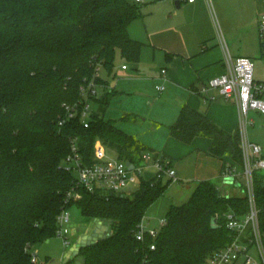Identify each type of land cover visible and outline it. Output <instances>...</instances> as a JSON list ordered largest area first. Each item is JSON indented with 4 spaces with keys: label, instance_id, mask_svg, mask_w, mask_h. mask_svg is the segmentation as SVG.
I'll return each instance as SVG.
<instances>
[{
    "label": "trees",
    "instance_id": "1",
    "mask_svg": "<svg viewBox=\"0 0 264 264\" xmlns=\"http://www.w3.org/2000/svg\"><path fill=\"white\" fill-rule=\"evenodd\" d=\"M143 4L0 0V264H42L32 260L33 247L58 235V216L72 205L86 221H112L110 237L81 249L85 264H205L235 239L226 213H247L248 197L220 195L209 180L199 181L186 202L171 206L155 249L150 238L140 242L135 232L172 180L142 178L130 194L78 187L81 195L66 203L77 185L75 174L63 165L73 138L87 163L95 161L97 140L126 161L141 158L139 139L105 117L117 90L106 88L101 70L111 74L118 55L129 63L140 61L144 43L130 35L129 26L144 16ZM91 80L106 89L90 97L89 126L81 113L61 123L64 104L79 102L81 87ZM170 130L185 142L207 135L212 155L243 162L241 130L229 133L188 105ZM255 194L264 230L263 176L256 175Z\"/></svg>",
    "mask_w": 264,
    "mask_h": 264
},
{
    "label": "crops",
    "instance_id": "2",
    "mask_svg": "<svg viewBox=\"0 0 264 264\" xmlns=\"http://www.w3.org/2000/svg\"><path fill=\"white\" fill-rule=\"evenodd\" d=\"M143 2L146 3L145 0ZM150 8L149 15H156V27L151 26L149 17L144 19L143 30L139 27L140 23L135 24L140 18L129 26L130 35L142 41L144 47L137 69L124 75L140 80L138 84L150 77L157 82V91L162 93L168 90V93L161 99L163 103H155L157 110L149 113V116L133 114L135 119L139 117L149 127L148 132L144 133L145 140L142 142L138 138L144 149L141 157L149 151L170 162L178 177L173 182H182L177 183L179 187L188 186L190 195L195 185L202 180L212 181L229 194H237L228 187L233 185L237 189L240 186L226 183L222 175L224 166L232 162V158L229 155H212L211 137L197 135L191 142H185L172 135L170 126L177 120L180 109L188 105L204 113L229 133L240 130L241 112L238 103L220 95L214 101H205L199 88L225 70L228 56H248L253 59L259 39L258 19L264 14V0H151ZM148 57L153 58L152 62L147 60ZM124 64L127 68H123ZM124 64L122 69L129 70L128 64ZM163 68L167 69L166 80L161 77ZM255 78L264 81L263 77L255 75ZM160 83L165 86L162 91L157 89ZM106 88L112 89L108 81ZM106 88L100 85V93ZM139 162L142 163L141 158ZM235 166L238 172L241 171L240 163L236 162ZM148 167L153 166L149 163ZM155 171H146L144 179L153 178ZM61 253L47 254L44 264Z\"/></svg>",
    "mask_w": 264,
    "mask_h": 264
},
{
    "label": "built area",
    "instance_id": "3",
    "mask_svg": "<svg viewBox=\"0 0 264 264\" xmlns=\"http://www.w3.org/2000/svg\"><path fill=\"white\" fill-rule=\"evenodd\" d=\"M143 2V0H137ZM194 2L195 0H188ZM258 36L260 44V54L264 59V14L258 19ZM123 68H127L124 64ZM256 65L254 60L248 56L232 57L225 59V70L204 83L199 92L204 96L205 101H214L220 95L225 99H233L241 112V132L243 162L241 171L238 172L235 161L228 162L223 169L224 180L233 177V182H240L242 194L247 195L249 201L248 212L240 215L234 210L226 213V225L236 232L235 239L213 252L205 264H264V230L260 223V210L256 204L255 178L256 175L264 177V150L256 142H251L246 136V127L253 123L249 117L251 110H258L264 113V81L255 78ZM99 75V73H97ZM161 77L166 80L167 69L161 70ZM98 85L94 80L81 87L82 99L76 103H65V118H74L81 113L82 120L86 127L92 116L91 96L100 95ZM157 89H165L164 84L157 85ZM95 161L87 163L80 151L77 138L71 141V150L63 161L65 170L71 171L76 177V186L67 193L66 203L76 200L81 194L78 187L89 191L102 190L107 193L127 194L128 189L137 180L142 179L141 173L150 163L155 168L153 178L156 180L177 181V171L172 164L160 157L147 152L143 153L142 163H134L131 169L125 159L112 155L109 149L101 140H97L94 147ZM70 208H64L58 216V236L62 237L65 247H70L73 241L69 238L72 234L70 226L72 220L69 212ZM166 219L160 222V227H149L143 219L138 225L135 236L138 241L145 242L148 238L150 249H155L154 239L159 235ZM255 251V252H254ZM32 260L37 262L38 256L33 251Z\"/></svg>",
    "mask_w": 264,
    "mask_h": 264
},
{
    "label": "rangeland",
    "instance_id": "4",
    "mask_svg": "<svg viewBox=\"0 0 264 264\" xmlns=\"http://www.w3.org/2000/svg\"><path fill=\"white\" fill-rule=\"evenodd\" d=\"M145 4L142 6V12L144 18H138L137 23H140L138 26L143 30L145 27L144 19L149 17L151 21V26H157L156 15H149L151 10V0H145ZM140 31V30H139ZM147 60L152 62L153 58L148 57ZM253 60L256 65V77L264 78V59L261 58L259 50V39L256 44V54L253 56ZM127 63L129 70H123L122 64ZM138 67V64L129 63L125 61L121 55L117 56L115 67L110 74L106 70H101V76H103L109 83L110 88L117 91L114 92V95L111 96V102L109 107L106 110L105 117L107 119H113L116 121V124L125 130L127 133L139 138L142 142L145 140V132H148V126L144 125L139 117H136L133 114H139V116H149V113L155 112L156 105L155 103H163L161 101L163 97L168 93V90L160 93L155 89V81H152L150 77H147V81L140 83V80H134L128 76H125L124 73H133ZM161 70V69H160ZM151 72V70H150ZM161 81V80H160ZM134 82H138V85H131ZM163 84V83H160ZM159 84V85H160ZM100 88V87H99ZM119 93V94H117ZM172 103V101H170ZM168 103V102H167ZM134 116V117H133ZM249 117L253 119V123H250L246 127V136L249 141L259 143L264 150V113L258 110H251ZM242 138V132H241ZM110 151V150H109ZM149 152V151H148ZM112 155H115V151H110ZM146 171H155L153 167L146 168L143 173H141L142 178H145ZM173 182V181H172ZM140 180L132 185L128 189L130 194L139 187ZM176 183V184H175ZM173 182L171 187L165 191V193L157 199L152 205H150L146 211L144 220L149 227H160V222L166 219L167 212L172 205H180L186 202L189 199V188L188 186L179 187L177 183L182 182ZM230 191L234 193L242 194L241 188H235L233 185L228 187ZM187 193V194H186ZM71 220L78 224L83 223L84 217L77 205H72L69 209ZM69 238L74 241L76 236L69 234ZM65 248L62 237L55 236L50 239V241H44L36 244L33 247V251L37 254L40 263L44 264L47 254L51 252H63ZM255 252V251H254Z\"/></svg>",
    "mask_w": 264,
    "mask_h": 264
},
{
    "label": "water",
    "instance_id": "5",
    "mask_svg": "<svg viewBox=\"0 0 264 264\" xmlns=\"http://www.w3.org/2000/svg\"><path fill=\"white\" fill-rule=\"evenodd\" d=\"M127 164L131 169L134 168V163L127 161ZM225 182L232 183L233 177H229ZM235 184L240 186L239 181H235ZM219 194L229 195L224 189H220ZM111 222L102 218H94L84 223L70 224L72 235L77 236L75 242L70 247H65L61 255L52 258L48 264H85L86 257L81 254V249L110 237L112 233Z\"/></svg>",
    "mask_w": 264,
    "mask_h": 264
}]
</instances>
